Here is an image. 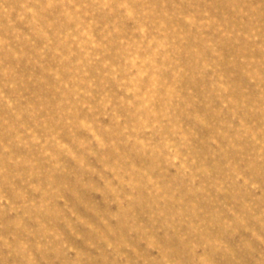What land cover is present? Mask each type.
Instances as JSON below:
<instances>
[{
    "label": "rangeland",
    "instance_id": "obj_1",
    "mask_svg": "<svg viewBox=\"0 0 264 264\" xmlns=\"http://www.w3.org/2000/svg\"><path fill=\"white\" fill-rule=\"evenodd\" d=\"M0 264H264V0H0Z\"/></svg>",
    "mask_w": 264,
    "mask_h": 264
}]
</instances>
